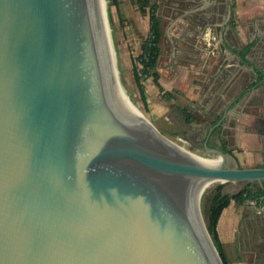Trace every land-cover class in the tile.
<instances>
[{"label":"water","instance_id":"1","mask_svg":"<svg viewBox=\"0 0 264 264\" xmlns=\"http://www.w3.org/2000/svg\"><path fill=\"white\" fill-rule=\"evenodd\" d=\"M99 3L0 0V264H223L196 194L257 186V211L264 166L204 137L210 164L134 121Z\"/></svg>","mask_w":264,"mask_h":264},{"label":"crops","instance_id":"2","mask_svg":"<svg viewBox=\"0 0 264 264\" xmlns=\"http://www.w3.org/2000/svg\"><path fill=\"white\" fill-rule=\"evenodd\" d=\"M127 1L110 7L114 23L122 16L134 21ZM151 3L160 28L158 83L165 78V99L172 106L176 90L187 102L181 109L189 121L176 106L190 127L183 133L227 149L240 168L264 166V0ZM239 189L227 184L222 192ZM259 203L231 201L221 213L217 232L229 264L262 262L257 250L264 237V201L252 209Z\"/></svg>","mask_w":264,"mask_h":264},{"label":"rangeland","instance_id":"3","mask_svg":"<svg viewBox=\"0 0 264 264\" xmlns=\"http://www.w3.org/2000/svg\"><path fill=\"white\" fill-rule=\"evenodd\" d=\"M104 2V12L106 14V23L109 33L108 39L110 40L114 54V67L124 95L132 103L139 115H141L149 125L151 123L156 130L168 140L195 155L209 159L213 158L207 156L206 153L202 151L201 145H199V147L193 144L190 146L191 140L185 137L186 135L181 129L183 118L178 112L179 110L176 109V106L178 109H181L183 106V108H185L187 102L183 101L182 95H180V92L177 90L173 92L174 106L171 105V101L165 99L166 95L164 90L166 88L164 77L160 79L161 86H154L152 84L154 82L150 78H142L141 84L145 94V101H143L140 96L139 89L133 76V58L140 53V43L145 38L148 30V25L146 23V18L148 19V17L141 15L136 7L129 1L128 3H130L132 11L130 13L134 14V21L127 20L125 16H122L123 18L120 17V20L114 23L113 20H111V8H108L107 0H104ZM161 65L162 68H164L163 62ZM215 146L220 148V145L215 144ZM216 185H218L217 182L205 184L199 192V206L203 220V209L207 206L208 196ZM224 185L227 184H223V186ZM245 186L237 185L236 187H239L240 191ZM236 192L237 190H234L229 195H233Z\"/></svg>","mask_w":264,"mask_h":264},{"label":"trees","instance_id":"4","mask_svg":"<svg viewBox=\"0 0 264 264\" xmlns=\"http://www.w3.org/2000/svg\"><path fill=\"white\" fill-rule=\"evenodd\" d=\"M129 1L136 7L141 15L148 17V30L145 38L140 43V53L133 58V76L139 89L140 96L143 101H145V94L141 84L142 78H150L154 84L159 86V75L156 72L160 40L159 21L156 15V5L152 4L151 0ZM118 4L119 0H107L108 8L111 6L117 7ZM180 111L186 117V120L189 121L185 110L180 109ZM222 151L229 154L224 148H222ZM222 189L223 184H218L211 191L208 196V204L203 209V216L208 233L223 264H229L217 232V224L221 213L228 207L231 201L241 204L248 200H259L263 195V191L259 187L251 186L249 184L233 195L223 194Z\"/></svg>","mask_w":264,"mask_h":264},{"label":"bare ground","instance_id":"5","mask_svg":"<svg viewBox=\"0 0 264 264\" xmlns=\"http://www.w3.org/2000/svg\"><path fill=\"white\" fill-rule=\"evenodd\" d=\"M99 6L100 9L102 10V18H103V23H104V33L106 35V39H105V45H106V53H107V59H108V67L109 70L111 72L113 81L115 83L118 95L120 97V100L122 102V105L125 109V112L132 118L134 119V121L138 122L139 124L145 126L146 128L152 129V127L143 119V117L141 115H139V113L134 109L132 103L128 100V98L124 95L123 90L121 89L119 82H118V78H117V74H116V70H115V62H114V54H113V49L112 46L110 44V40L108 39V26L106 23V14L104 12V0H99ZM194 156V155H193ZM195 158H197L196 156H194ZM198 159V158H197ZM200 160V159H199ZM205 162H208L210 164H218L221 162V157L220 156H214L213 158H211L210 160H205ZM211 182H206L204 184H202L196 194V196L198 197L199 192L201 190V188L205 185Z\"/></svg>","mask_w":264,"mask_h":264},{"label":"flooded vegetation","instance_id":"6","mask_svg":"<svg viewBox=\"0 0 264 264\" xmlns=\"http://www.w3.org/2000/svg\"><path fill=\"white\" fill-rule=\"evenodd\" d=\"M189 142H190V140H189ZM192 144L195 145L196 147H199V145L202 144V143H199V142H197L195 140H191L190 146H192Z\"/></svg>","mask_w":264,"mask_h":264}]
</instances>
